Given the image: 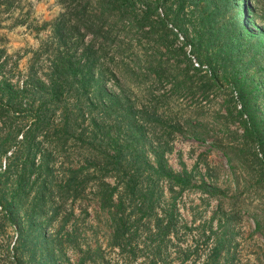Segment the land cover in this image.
Segmentation results:
<instances>
[{
    "label": "rangeland",
    "instance_id": "374dc122",
    "mask_svg": "<svg viewBox=\"0 0 264 264\" xmlns=\"http://www.w3.org/2000/svg\"><path fill=\"white\" fill-rule=\"evenodd\" d=\"M151 2L139 3L131 16L142 21ZM24 8H32L40 23L62 13L59 0H24ZM253 8L262 27L264 0ZM167 23L168 28L154 24L153 33H139L144 37L134 45L119 34L127 53L115 64L128 70L117 73L120 84L108 76L105 89L129 99L138 120L134 129L114 123L112 116L94 143L88 121L75 124L74 134L57 111L50 130L38 131L35 142L27 144L22 136L32 129L29 113L7 112L0 121V143L9 147L0 164V264H78L90 256L87 244L95 240L101 251L96 257L93 247L91 254L99 264H264V77L257 81L260 90L253 87L255 107L242 116L240 87L233 83L211 84L203 96L199 86L213 69L199 61L174 23ZM10 24L0 30V46L10 59L0 80L19 91L40 41L25 27L7 29ZM49 34L40 38L48 40ZM91 40L86 36L85 44ZM252 56L243 54V63ZM140 61L143 67L150 61L161 66L160 77L140 73ZM250 67V75H262L256 63ZM185 79L189 92L178 87ZM22 97L24 107L28 103ZM114 110L115 117L122 115ZM148 113L155 115L149 119ZM224 123L228 130L219 127ZM10 130L18 134L9 138ZM200 132L202 139H195ZM92 152L101 155L97 165L87 161ZM118 153L121 162L115 163ZM4 162L17 163L19 173L3 174ZM168 169L186 183H176ZM26 181L29 187L18 193V201L15 189ZM113 194V204H123L115 211L124 226L121 248L109 244V215L98 210L99 201ZM21 236L26 240L20 242ZM57 240L64 241L62 250L53 246ZM50 249L59 251L55 262L47 256Z\"/></svg>",
    "mask_w": 264,
    "mask_h": 264
},
{
    "label": "trees",
    "instance_id": "16d2710c",
    "mask_svg": "<svg viewBox=\"0 0 264 264\" xmlns=\"http://www.w3.org/2000/svg\"><path fill=\"white\" fill-rule=\"evenodd\" d=\"M59 1L62 6L59 17L51 23H40L33 17L32 8L25 10L24 0H0V30L6 27L5 23L11 22L7 29L25 27L40 41L39 48L32 52L27 82L21 90L15 91L10 85L0 80V121L5 118L7 112L19 110L33 117L32 129L25 137L22 136L25 143L35 142L36 134L40 130L47 133L46 130L51 128V116L57 111L62 112L67 131L72 128L74 134L78 133L75 124L79 121H88L92 131H88L87 134L94 143L99 140L98 132L102 131V125L104 126L105 121L112 116L115 119V121L112 120L114 123L122 121L121 125L126 124L129 129H134L133 126L138 124V120L132 105L129 104V99L109 94L105 89L106 78L111 75L120 84L118 74L121 76L125 70H128L126 67L122 68L115 64V60L121 56L123 61L127 53L124 42L119 41L120 35L123 41L128 40L129 45H134L135 40L144 37V35L138 37L139 33L147 30L153 33L154 24L168 28L167 21H172L176 29L191 43L192 49L199 55V61L201 63L204 60L207 61L213 69L209 80L199 86L203 96L207 95L211 84L217 85L222 81L233 83L237 88L240 87L239 96L244 104L240 115L242 116L245 111L251 112L255 107L253 105L255 103H252V94L255 92L253 87L256 91L260 90L261 84L257 81L258 78L264 77V18L262 27H259L256 24V9L253 8L254 5H259L260 0H154L149 4L146 15L142 16V21L148 23L139 20L140 16H131L130 13L131 9H135L139 3H144L146 0ZM154 17L156 20H153ZM82 32L83 35H81ZM42 33H50L47 36L48 40L40 38ZM86 36L92 37L87 45L84 41ZM246 52H250L253 56L249 62L243 63L241 56ZM256 56H259V61ZM9 60L6 49L0 46V75L4 72ZM109 61L114 65L111 66ZM43 62L47 64L46 72L42 70ZM138 63L140 73L150 72L160 77L161 66L151 61L146 66L144 64V67L143 62ZM255 63L259 66L262 75L254 76L248 72L251 69L250 66ZM113 66L118 68L115 69ZM195 70L200 71V68ZM184 81L178 87L185 88L189 92L190 88L186 89L187 80ZM22 96L28 103L25 104V108ZM114 109L122 110V115L115 117L117 111ZM147 115L151 119L155 113ZM250 126L255 130V127ZM219 127L228 130L229 126L224 123ZM253 132L255 133L256 130ZM203 133L194 134V138L202 139ZM14 134L15 132L10 130L9 138ZM17 134L18 132L15 135ZM81 135H85V132H81ZM6 146V143H0V164L2 153L7 157L6 152L9 147ZM119 153L117 159H112L115 163L121 162ZM87 158L89 164L97 165L101 155L92 152ZM14 160L17 162L19 157L14 156ZM32 166L34 170V162ZM21 170L20 178L27 171L26 163ZM168 170L167 175L176 183H186L181 175H175L171 169ZM19 171L17 163L15 165L4 162L3 174L6 176L12 177ZM22 183H19L17 185L19 188L15 189L18 191L14 197H18V201H22L20 198L22 195L18 193H24L29 187L28 181L24 185ZM115 191L114 188V193ZM113 197L114 194L108 200L102 198L98 203V210L107 211L109 215L108 221L111 223L113 232L108 239L109 244L121 248L123 245L121 229L124 226L118 221L115 211L123 204H113ZM124 224H126L125 221ZM20 239V242L26 240L24 236ZM72 239L74 240L75 237L70 236L69 241ZM54 242L56 244L53 246L62 250L61 245L64 241ZM93 247L94 255L98 256L101 251L100 243L98 240L89 242L87 244L89 251L86 254L90 256L81 258L78 264H99L98 259L91 254ZM47 256L55 262L59 251L50 249Z\"/></svg>",
    "mask_w": 264,
    "mask_h": 264
}]
</instances>
